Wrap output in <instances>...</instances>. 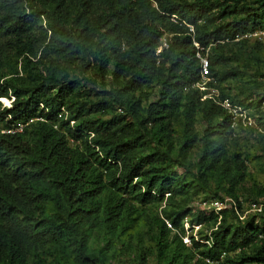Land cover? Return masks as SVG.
I'll list each match as a JSON object with an SVG mask.
<instances>
[{
  "label": "trees",
  "instance_id": "1",
  "mask_svg": "<svg viewBox=\"0 0 264 264\" xmlns=\"http://www.w3.org/2000/svg\"><path fill=\"white\" fill-rule=\"evenodd\" d=\"M260 30L264 0H0V264H113L117 240L163 203L149 231L155 250L131 264H264V213L241 219L245 202H264L249 168L264 166V94L249 128L262 155L247 156L243 125L232 128L220 104L245 107V93L217 88L204 100L192 87L197 42L220 85L254 70L264 91V40L237 41ZM166 34L170 48L158 54ZM227 42L238 55L225 54ZM89 73L109 90L93 96ZM226 198L235 204L221 216L200 206ZM186 219L211 241L185 244ZM94 239L104 245L94 250Z\"/></svg>",
  "mask_w": 264,
  "mask_h": 264
},
{
  "label": "rangeland",
  "instance_id": "2",
  "mask_svg": "<svg viewBox=\"0 0 264 264\" xmlns=\"http://www.w3.org/2000/svg\"><path fill=\"white\" fill-rule=\"evenodd\" d=\"M224 47H225L224 48L225 54H227L228 56H231V54H235V55L239 54V50L237 47L234 46V43L227 42ZM240 54L243 57L241 61L245 62L247 48L243 49ZM261 58L264 61V54L261 55ZM253 72L254 70H249V72H247L246 76H244L243 79L228 84L225 83L220 85L216 79L214 80L217 84L216 85L217 88L220 91L221 88H224L225 93L229 97L234 98L233 96L235 95L245 93L244 97L241 98V100L244 102L245 107L243 106L242 107L243 110H246L247 114L254 120L255 124L253 127L243 126V128H241L238 132H236L237 134L236 138L239 140L245 155L260 156L262 155V152H260V147H261L259 142L260 135L257 134L255 131L250 130L249 128H255L256 124L258 126L257 119L262 117V113H258V111L256 110V102L263 97L264 91L254 89ZM87 80H89L87 81L89 83H86L87 90L89 91L91 90L93 96H95L96 92L101 93L104 90L105 91H107V89L109 90V87L102 86L101 82L97 79L95 73H89V75L87 76ZM94 82H96V84H94ZM150 96L153 98L156 97L154 91H151ZM4 102L6 103V101ZM250 105H252V107H250ZM246 107L250 108L251 110L248 111ZM74 124H71V126H73ZM71 144L72 146H80L83 149L82 142L71 141ZM198 152L199 150H196V153ZM249 168H250V173L253 175L254 180L258 182V186L264 187V171H263L264 166L259 161L255 160L250 162ZM254 180H248V182L245 184V188L251 189L254 186ZM246 195L247 194L244 191L239 196L242 198V200H245L247 198ZM263 199L264 198H261L260 200ZM248 204H249L248 202L244 203V212L248 210ZM164 209H165V203L161 204L158 207L150 206L148 208V214L150 217H144L139 221L138 223L139 226L136 230L137 232H134L132 237H125L117 240V244H116L117 251L115 257L112 259L113 264H131L135 255L141 252L142 250H145L147 254H149L150 251L155 250V244L152 242L151 237L149 236L150 226H155L154 218L156 216H159L161 219L164 218ZM253 214L254 213H249L248 215L253 216ZM170 230H174V227L173 229L170 228ZM139 232L140 235H138ZM200 233L191 232V231L189 232L190 236H193L195 241L197 238V241H201L205 244H208L211 241V239L207 241L205 239V236L207 237L211 236V231H209V229L203 228L201 229ZM129 244H131V247H129ZM103 245L104 244L100 243L98 240L95 239L93 240L92 247L94 250H97ZM229 255L234 256L235 254L232 253ZM50 260L51 258L47 256V258L44 260L42 264H48ZM148 260H149V264H155L154 256H149Z\"/></svg>",
  "mask_w": 264,
  "mask_h": 264
},
{
  "label": "built area",
  "instance_id": "3",
  "mask_svg": "<svg viewBox=\"0 0 264 264\" xmlns=\"http://www.w3.org/2000/svg\"><path fill=\"white\" fill-rule=\"evenodd\" d=\"M191 30H193L191 28ZM241 39L251 40V41H263L264 40V30H260L254 33H247L242 35L237 39V41ZM172 35H164L161 39V45L158 49L157 53L161 54L163 50L169 49L171 45ZM197 50V57L200 59L201 63V80L195 83L192 87L200 90L201 92H207L204 95V100L206 99H214L217 100L219 98L220 92L215 87L216 82L214 78L211 76L210 71V62L207 53L204 54V48L199 44H194ZM4 106L11 108L14 99L5 100L2 99ZM8 104V105H7ZM221 106L232 116V128H236L241 124L245 127H253L255 122L254 120L247 114L246 110H243V107L239 104L234 103L230 98H226L225 100L220 102ZM25 129V125H18L13 129L5 131L7 134H18L23 133ZM170 194H167L166 197H169ZM235 203L232 199L226 198L225 200H211L204 201L200 205L201 208L207 210H214L217 214H221V212L225 209L231 208ZM249 213L260 214L264 213V202L252 203L248 210L241 215V219L244 220ZM221 216V215H220ZM166 224L169 228L173 229L170 221L166 220ZM184 228L186 229V235L183 237L184 243L187 245H192V237L189 232H198L201 226L191 225L190 220L186 219L184 223ZM197 239V238H196ZM210 262V261H209Z\"/></svg>",
  "mask_w": 264,
  "mask_h": 264
},
{
  "label": "clouds",
  "instance_id": "4",
  "mask_svg": "<svg viewBox=\"0 0 264 264\" xmlns=\"http://www.w3.org/2000/svg\"><path fill=\"white\" fill-rule=\"evenodd\" d=\"M195 43H197V42H195ZM195 43H194V44H195ZM194 46H195V45H194ZM195 48H196V47H195ZM196 51H197V50H196ZM12 98H13V97H11V98H3V99L6 101V100H12ZM13 99H14V98H13ZM1 102H2V104H3V107H5V106H4V103H3V101H2V99H1ZM13 102H14V101H13ZM12 104H13V103H12ZM5 108H8V107H5ZM11 108H12V107H11ZM8 109H10V108H8ZM21 125H23V124H21ZM25 127H26V126H25ZM24 130H25V129H24ZM6 131H7V130H6ZM4 133H5V132H4ZM6 134H7V133H6ZM11 135H15V134H11Z\"/></svg>",
  "mask_w": 264,
  "mask_h": 264
}]
</instances>
